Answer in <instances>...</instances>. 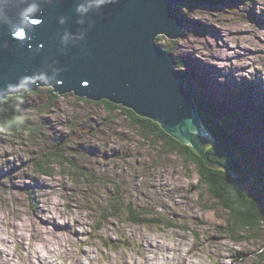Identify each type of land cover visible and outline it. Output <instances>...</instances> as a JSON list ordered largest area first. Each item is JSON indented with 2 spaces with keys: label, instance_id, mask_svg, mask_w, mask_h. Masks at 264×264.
<instances>
[{
  "label": "rangeland",
  "instance_id": "obj_1",
  "mask_svg": "<svg viewBox=\"0 0 264 264\" xmlns=\"http://www.w3.org/2000/svg\"><path fill=\"white\" fill-rule=\"evenodd\" d=\"M179 1L189 5L177 6L183 36L159 34L158 47L178 62L191 100L202 96L241 139L243 161L264 170V0ZM39 89L23 117L32 136L0 130V264H264V230L224 234L228 215L199 183V165L161 155L125 115L106 112L115 103L69 94L51 104L53 88ZM127 205L176 226L133 224Z\"/></svg>",
  "mask_w": 264,
  "mask_h": 264
},
{
  "label": "water",
  "instance_id": "obj_2",
  "mask_svg": "<svg viewBox=\"0 0 264 264\" xmlns=\"http://www.w3.org/2000/svg\"><path fill=\"white\" fill-rule=\"evenodd\" d=\"M181 3L0 0V103L45 86L90 102L106 99L155 121L191 145L208 167L229 173L205 155V131L183 76L174 57L157 45L159 34L183 36L184 23L175 12Z\"/></svg>",
  "mask_w": 264,
  "mask_h": 264
},
{
  "label": "trees",
  "instance_id": "obj_3",
  "mask_svg": "<svg viewBox=\"0 0 264 264\" xmlns=\"http://www.w3.org/2000/svg\"><path fill=\"white\" fill-rule=\"evenodd\" d=\"M183 3L184 5L182 4L181 7H189L185 1ZM180 10L179 7L175 8V12L181 17ZM161 50L163 52H169V50ZM176 65L179 67L177 61ZM40 91L42 90H37L35 94L40 93ZM48 93L47 97L51 104L59 98L52 91ZM66 96L69 95H64V97ZM27 97L28 93H24L22 95L9 96L3 101V107L0 109V130L9 131L14 134L21 130H27L32 136V128L29 129L23 125L24 112L26 110L28 111L26 106ZM75 99L90 103V101L83 98L75 97ZM194 100L197 105V112L202 127L208 134L206 138L209 144L205 145V154L211 161H218L234 170L241 182L238 180L235 181L222 169L209 168L204 165L201 161L202 159H200V156L193 148L180 141L178 142L166 134L155 121L139 117L133 111L118 107L114 104H104V107L107 113H113L117 110L125 115L129 119L130 124L137 130L138 134L147 140L150 145H156L155 142L160 143L163 148H161V155H172L176 153L182 155V157L184 156V160L190 159L197 167L199 165L201 169L200 176H198L199 183L207 187L212 200L228 215L225 228L222 229L226 232L224 234L231 238L252 236L251 234L255 233L258 234L264 230V170L261 168L256 170L248 166L247 159L243 161L244 159H242L243 157L240 156V153L244 144L241 141L236 145L240 138H237L232 130L229 131L230 127L227 125L228 123L223 116L211 104L207 103L202 96H196ZM94 104L99 105V103ZM217 119H220L219 123H217ZM221 119H223L222 123ZM55 156V161L57 162L62 163L63 160L67 161L61 155L56 154ZM69 163L78 175H82V172L79 174V169L75 165L71 162ZM38 167L41 172L46 174L50 173L49 170L43 169L41 164ZM118 206L119 203H116L114 212ZM126 208L128 220L133 224L162 226L166 228H174L176 226L173 221L158 214L144 211L139 212L130 205H127ZM181 229L185 231L184 227H181ZM198 237V235H195L193 238L198 241ZM258 257L259 259L257 261L259 263L264 262V248L260 249Z\"/></svg>",
  "mask_w": 264,
  "mask_h": 264
},
{
  "label": "bare ground",
  "instance_id": "obj_4",
  "mask_svg": "<svg viewBox=\"0 0 264 264\" xmlns=\"http://www.w3.org/2000/svg\"><path fill=\"white\" fill-rule=\"evenodd\" d=\"M156 35H157V34H156ZM160 35H162V34H160ZM157 36H158V35H157ZM157 36H156V37H157ZM166 53H169V52H166ZM170 54H171V53H170ZM183 72H184V71H183ZM179 73L182 75L181 72H179ZM45 87L51 88V87H49V86H45ZM39 88H44V87H39ZM39 88H38V89H39ZM184 89H185V87H184ZM24 91H25V92H23V93H31V92H28V89H25ZM53 92H54V89H53ZM23 93H21V95H22ZM54 93L57 94L58 96H64V95H59V94L56 93V92H54ZM187 93H188V92H187ZM17 95H18V94H17ZM66 95H69V94H66ZM8 97H9V96H8ZM5 99H6V98H5ZM5 99H4V100H5ZM4 100H3V101H4ZM3 101H2V102H3ZM191 101H192V100H191ZM2 102L0 103V106H1ZM193 103H194V105H195V102H194V101H192V104H193ZM194 105H193V107H194ZM194 108H195V107H194ZM196 114H197V112H196ZM197 116H198V114H197ZM198 119H199V122H200V118H199V117H198ZM200 125H201V123H200ZM203 130H204V129H203ZM204 134H205L206 136L208 135V134L205 133V132H204ZM205 139L207 140V138H205ZM199 156H200V155H199ZM200 157H201V156H200ZM201 158H202V157H201ZM206 166H207V165H206ZM232 174H233V173H232ZM236 177L238 178V175H236Z\"/></svg>",
  "mask_w": 264,
  "mask_h": 264
}]
</instances>
